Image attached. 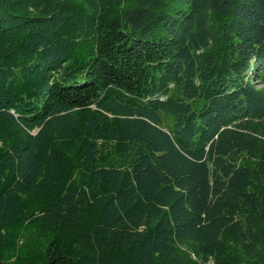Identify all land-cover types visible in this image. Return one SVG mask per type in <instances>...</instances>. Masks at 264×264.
Instances as JSON below:
<instances>
[{"label": "trees", "instance_id": "16d2710c", "mask_svg": "<svg viewBox=\"0 0 264 264\" xmlns=\"http://www.w3.org/2000/svg\"><path fill=\"white\" fill-rule=\"evenodd\" d=\"M0 264H264V0H0Z\"/></svg>", "mask_w": 264, "mask_h": 264}]
</instances>
